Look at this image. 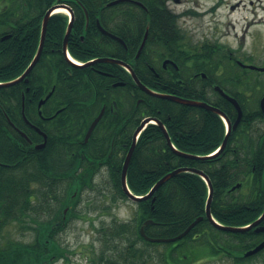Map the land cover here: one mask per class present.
I'll return each mask as SVG.
<instances>
[{
    "label": "trees",
    "instance_id": "16d2710c",
    "mask_svg": "<svg viewBox=\"0 0 264 264\" xmlns=\"http://www.w3.org/2000/svg\"><path fill=\"white\" fill-rule=\"evenodd\" d=\"M109 1L20 0L22 7L18 24L24 35L29 33V40L25 43H29L33 49L30 54L38 47L45 9L63 3L71 7L76 15L71 36L76 33L77 42L69 41L67 47L76 61L84 63L98 57L116 58L127 63L141 84L153 92L207 104L209 101L205 93L198 89L200 84L211 86L212 81H216L221 88L264 87V76H259L258 82L251 77L230 74L215 76L218 70L234 71L238 67L229 61L221 47L207 42L189 47L182 44L179 39L182 36L175 30V17L165 9L164 0L138 1L147 8L148 23H158L161 31L176 32L179 38H172V43L161 46L146 42L137 56L142 42L139 38L126 44L125 51L121 45L102 35L95 24L97 19L102 28L108 27L106 20L109 10L106 5ZM38 2L42 10L28 8L36 6ZM16 22L12 10L0 15V33L11 34L5 41H0V84L15 80L30 61L31 55L27 61L14 59L15 55L24 53L16 46L23 40L14 39L11 25ZM30 23L31 26L28 25ZM67 25L68 17L62 14L52 15L47 25V38L52 43L58 41L57 45L51 46L54 50L49 74L55 91L44 109V113H51L52 117L48 122H39V125L47 127L48 146L36 151L32 144L26 143V149L33 154L18 158L13 166L2 169L0 175V233L4 226L13 224L16 230L27 232L32 239L28 243L9 241L1 247L0 264L68 261L65 255L69 252L63 251L57 237L66 218L74 215V209H68L70 204L74 207L82 193L96 187L95 178L103 170L108 174L113 197L127 199L121 187L122 165L132 144L133 133L144 119L153 118L161 122L177 151L197 157L210 155L224 137L225 126L217 114L146 94L118 64L74 66L65 59L60 49L58 51L62 47L61 37ZM80 35L83 41L79 40ZM157 50L175 53L180 70H173V75L167 76L152 73L149 67H157ZM198 71L206 73L208 78L205 82L195 80L194 87L190 88L186 84L187 72ZM179 78L183 80L182 86L176 83ZM116 82H124L125 85L122 88L113 87L112 84ZM17 86H0V104L6 109L9 120L16 127L23 128V123L19 121L20 109L16 107L21 103V90ZM239 93L260 96L264 91L240 90ZM122 95H127L125 102L121 100ZM113 102L118 108L114 109V113H109ZM221 102V105H216L221 111H225L224 105L230 108L227 101L221 99ZM237 102L243 108L238 128L231 131L224 150L210 158L188 159L177 155L167 145L161 129L155 124H148L137 140L127 168L126 184L130 192L144 197L166 174L180 168L195 169L211 182L210 213L216 222L239 228L257 220L264 211V154L259 150L251 156L231 154L234 145L239 150L242 147L251 150L250 146L246 147L239 140L244 133L239 132L240 127L245 129L251 124V118L245 112L247 109L244 110L246 100L239 97ZM249 102L252 103L249 110L257 108L253 99ZM61 105H65V108L57 110ZM103 107V117L87 142H84L86 131ZM24 113L28 120L33 118L32 109L25 107ZM0 120V134L6 133L3 126L8 123L3 116H0ZM25 134L34 135L31 132ZM237 135L239 139L235 141ZM9 142L3 141L2 147L5 148ZM63 167L66 169L60 170ZM237 184H240V188L230 190ZM207 197V184L199 175L191 172L176 175L150 199L133 203L136 208L131 222L114 220L102 227L99 232L102 249L98 253L91 251L87 264H145L150 258L148 248L158 245L164 246L158 259L160 264H191L206 258L227 259L231 264H264V249L243 257L264 241V231L255 232L252 229L232 233L214 227L205 217ZM200 217L202 220L176 242L152 243L139 232L141 225L151 220L152 224L143 229L144 235L152 239H170L183 233ZM260 225L264 227V219Z\"/></svg>",
    "mask_w": 264,
    "mask_h": 264
},
{
    "label": "flooded vegetation",
    "instance_id": "af4514ba",
    "mask_svg": "<svg viewBox=\"0 0 264 264\" xmlns=\"http://www.w3.org/2000/svg\"><path fill=\"white\" fill-rule=\"evenodd\" d=\"M109 2H116L115 4L107 7L109 10V13L107 15V20H106L108 27H103V28L109 35H104L100 31V29L98 28L97 23H96L97 19H95V24H96L97 30L102 35L109 38L113 42L121 45L125 51H127L126 44L136 42L137 40H139V38L142 40V42L145 41L144 44L146 42H149L151 45L154 44V45H160V46L162 44H164V45L169 44V42H171L170 40L172 38H175V39L179 38L177 36L176 32H173V31L167 32L165 30V26H164L165 31H161L160 27L158 26V23H153V24L148 23L147 22L148 21L147 8L143 7L142 5L136 4V3H142L141 1H138V0H110ZM134 2H136V3H134ZM163 2H164L165 9L170 14L173 15V11H171L168 8V0H164ZM61 5L69 8V11L72 13L71 15L73 17V23H72V25H73L75 20H76V15H75L74 10L71 7H69L68 5H65L63 3H56L53 7L61 6ZM20 7H22V6H20V0H0V15L6 14L7 12H9V10L10 11L12 10V16L17 20V22L15 24L11 25L12 28L14 29V39L23 40L21 43L16 44V46L21 48V51H23L24 53L15 55L14 59L16 61H27V59L31 55L30 51H32L33 49L29 43H27V44L25 43L26 40H29V39H27L29 36V33L24 35L21 32L22 29L19 27V24H18V20L21 17ZM28 8L31 10H33L34 8H37L39 11L42 10V7H39V2H38V4H36V6L32 5V6H28ZM45 10L44 11L46 13L49 9L46 8ZM62 15L69 16L68 21L70 20V14L65 12V14H62ZM28 25L31 26L32 23H30ZM174 25L176 26L175 30L178 31L182 36V38H179L180 42H182V44L187 45L189 47V43H187V41L185 40L182 29H180L181 27L178 26L177 22H175ZM174 25H172V26H174ZM41 26H42V22H41ZM47 28L48 27H46V33L44 36L42 50H41V53L39 55L38 61L36 62V64L33 66V68L30 70V72L24 78H22L20 81L15 83V85L16 84L18 85L17 88H19L21 90V97H20L21 103L16 104V107L18 109H20L19 121L23 123V125H24L23 128L16 127L15 123L11 122L9 120L6 109L3 107L2 104H0V116H3L4 121L6 123H8V125L3 126V129L6 131V133L0 134V175H1L2 169H8V167L13 166L17 162L18 158H21L22 156L26 157V156H29V154H33V152H31V150L26 149V143L32 144L34 150L40 151V150L46 148L48 146V142L50 141L48 139V136L46 133L47 127H45V125H43V124L39 125V122L40 121L48 122L50 120V118L52 117L51 113H48V114L44 113V109L47 106L48 101L51 99V97L55 91V84L51 83V80L49 78V74H50L51 53L54 50V49H51V46L57 45L58 41L56 40L52 43L47 38V35H48L47 34ZM72 30L73 29H71L66 47H68L69 41L77 42L76 33H75V35L73 34L71 36ZM39 34L40 35H39L38 39H39V43H40L41 28L39 30ZM64 34L65 33H63V36L61 37L62 38L61 44L63 43ZM10 35L0 33V41L1 42L5 41L6 39H8L10 37ZM55 39H57V38H55ZM79 40L83 41V36L80 35ZM39 43H38V46H39ZM37 49H38V47H36V49L34 50V53L30 56V61H29L28 65L24 68V70L20 74L16 75L15 80L19 79L25 73V71L29 67L30 63L34 60ZM59 49L63 53V44H62V47L58 48V51H59ZM67 52H68V50H67ZM157 52L159 54L155 58V60L157 62L156 69L153 67H149V70L152 73H155L156 76H159V75L167 76V75H173V70H176V71L180 70V66L176 63V60L178 59V57L175 53H172L171 50L168 52L165 50H164V52L162 50H157ZM68 55H70L69 52H68ZM138 55L139 54L137 53V56ZM63 56H65V55L63 54ZM228 57H229L228 58L229 61L232 64H236L238 69H236L234 71L218 70L214 73L215 76H219V75H223V74H230V75H235V76L251 77V78H253V80L255 82L259 81V78H258L259 76H261V77L264 76V72H259L256 70L241 68L238 65V61H240L244 65L250 64V63L245 62L246 59L243 60L242 58H235V56H233L231 54H229ZM101 58H106V57H98V58L89 60V61L84 62V63H81V62L73 59L74 62L76 63L75 65L74 64L73 65L74 66L79 65V67L93 66L94 64H100V63H94V64H90V65H88V63L93 62L96 59H101ZM65 59H66V57H65ZM113 59H116V58H113ZM118 61H121V60L118 59ZM121 62L125 63L124 61H121ZM125 64H127V63H125ZM145 64H146V62H145ZM263 65H264V63H263ZM258 67H261V66H258ZM187 74L188 75H186L184 73V75L187 76V83L186 84H188L190 88L194 87L193 83L195 82V80L198 79L201 82H205L206 79L208 78L207 74L204 72H201V71L187 72ZM40 75H42V77ZM15 80H13V81H15ZM30 81H31V83H30ZM182 82H183V80L181 78H179L176 81V83L181 85V86L183 85ZM212 82H213V84L211 86H205L204 84H200L198 89L201 92L205 93L206 98L209 101V104L211 106L217 108L218 110H220V109L216 105L222 104L221 99H223L224 101H227V103L229 105H231L230 108L224 105L223 108L225 109V111H221V110L220 111L223 112L224 115L229 119L232 126L236 121L237 111L234 108V106L232 105V103L229 102L218 91L217 88L222 90L226 95L235 99L236 101L238 100L239 97L245 99L246 103L244 104V110L247 109V110H245V112L251 118L250 126H247L245 129L243 127H240V129H239V132L244 131L241 139L238 138V135L234 137L235 141H237L238 139L241 140L240 142L242 144H246L247 145L246 147L250 146L251 150L249 151L248 149H245L244 147H242L239 150L237 148V146L234 145V146H232L231 154L234 156H251L254 154L253 153L254 151L257 152L258 150H259V152H261V154H262V152L264 154V112L259 107L260 100L262 99V97H264V94L260 95V96H257V95L253 96V95H251V93L250 94L245 93L243 95H238V94H240L239 93L240 90H244V92L252 91V92L257 93L258 91H264V87H261L259 85H252V86L221 88L218 84H216V81H212ZM124 85H125L124 82H116V83L112 84L113 87H119V88L124 87ZM126 96L127 95H122L121 100L123 99V101L125 102ZM250 99L254 100V102H255L254 104L257 107L253 111L249 110L250 107L252 106V103L249 102ZM13 104H15V103H13ZM25 107L32 109L34 111L33 118L30 120H28L26 118L25 113L23 114ZM62 108H65V105H61V107L58 108L57 110H61ZM115 108H118V105L115 102H113L110 109H109V113H114ZM240 108H242V107H240ZM14 109H16V108H14ZM242 110H243V108L241 109V112H242L241 118L243 115ZM56 112L53 113V115H55ZM101 112H102V117H103V115L105 113V107H103L101 109L100 113ZM232 118H234L233 121H232ZM0 122H2V120H0ZM238 124H239V122H238ZM238 124L231 131H236V129L238 128ZM45 128H46V130H45ZM29 131L31 133H34V135L29 136V135L25 134L27 132L30 133ZM2 134H5V135H2ZM85 135H86V133H85ZM6 140L10 141V142L6 145L5 148H3L1 143L3 141H6ZM41 145H43V147H40ZM65 169L66 168L63 167L60 170H65ZM0 189H1V186H0ZM65 214H66V211H64V216H65ZM64 224H65V222L63 223V226H64Z\"/></svg>",
    "mask_w": 264,
    "mask_h": 264
},
{
    "label": "rangeland",
    "instance_id": "374dc122",
    "mask_svg": "<svg viewBox=\"0 0 264 264\" xmlns=\"http://www.w3.org/2000/svg\"><path fill=\"white\" fill-rule=\"evenodd\" d=\"M168 8L190 46L207 42L223 48L227 57L231 54L246 59V63L263 65L264 0H168ZM95 186L92 191L82 193L74 207L70 204L68 209L73 208L74 215L67 218L65 215V224L57 237L63 251L69 252L65 255L68 261L58 260L53 264H87L89 253L102 249L99 233L102 227L114 220H133L136 207L127 199L113 197L104 170L95 178ZM31 239L27 232L16 230L10 224L2 228L0 248L9 241L28 243ZM163 248V245L149 247L150 258L145 264H160L158 259ZM226 260L206 258L191 264H231Z\"/></svg>",
    "mask_w": 264,
    "mask_h": 264
},
{
    "label": "water",
    "instance_id": "95a60500",
    "mask_svg": "<svg viewBox=\"0 0 264 264\" xmlns=\"http://www.w3.org/2000/svg\"><path fill=\"white\" fill-rule=\"evenodd\" d=\"M116 2H110L108 3L106 6H111L113 4H115ZM136 3V2H134ZM136 4H139V3H136ZM141 5V4H139ZM58 9H65L66 11H69V9L66 7V6H55V7H52L51 9H49L44 17H43V20H42V26H41V39H40V43H39V46H38V49H37V52H36V55H35V58L34 60L30 63L29 67L27 68V70L25 71V73L19 78V79H16L15 81H11V82H8V83H5V84H0V86H9V85H13L15 84L16 82L20 81L22 78H24L29 72L30 70L33 68V66L36 64V62L38 61V58H39V55L41 53V50H42V45H43V40H44V36H45V33H46V27H47V24H48V20L49 18L51 17V15ZM69 14H70V21L68 22V25H67V28H66V32L64 34V37H63V53L65 55V57L70 61L72 62V60L68 57V54H67V42H68V38H69V35H70V32H71V29H72V23H73V17H72V13L69 11ZM85 15H86V23H87V14L85 12ZM97 25L100 29V31L104 34V35H109L104 29H102L100 26H99V23L97 21ZM121 42V41H120ZM144 42H142L141 46H140V49L138 51V54L140 53V50L142 49L143 45H144ZM73 63V62H72ZM94 63H115V64H118L120 66H122L124 69H126L132 79L134 80V82L136 83V85L143 91L145 92L146 94L150 95V96H153V97H157V98H161V99H165V100H169V101H172L174 103H179V104H182V105H185V106H190V107H196V108H201V109H205L206 111H210L212 113H215L217 114L225 123V126H226V132H225V135L223 137V140L217 150V152L215 154H213L212 156H216L218 154H220L224 148L226 147V144H227V140L230 136V133H231V130L233 128L236 127V125L238 124V122L240 121L241 119V108L239 106V104L237 103V101L231 97H229L228 95H226L222 90H220L219 88L218 91L229 101L232 103V105L234 106V108L236 109L237 111V118H236V121L235 123L233 124V126L231 125L229 119L220 111L218 110L217 108H214L204 102H196V101H190V100H186V99H181V98H178V97H175V96H172V95H166V94H162V93H156V92H153L149 89H147L146 87H144L140 82L139 80L137 79L136 75L134 74L133 70L131 69V67L121 61H118L116 59H113V58H109V57H106V58H101V59H96L94 60L93 62H90L88 63V65L90 64H94ZM238 65L242 68H246V69H250V70H256V71H259V72H264V65L262 67H256L254 65H244L242 64L241 62H238ZM260 109L264 112V97H262V99L260 100ZM102 117V112L93 120V122L91 123V125L89 126L87 132H86V135L84 137V142H87V140L89 139L92 131L94 130L95 126L97 125V123L99 122V120L101 119ZM148 124H155L157 125L161 131H162V134L163 136L165 137L166 139V142H167V145L173 149L177 155L181 156V157H184V158H188V159H204V158H208V157H197V156H194V155H189V154H185V153H182L180 151H177L174 146L171 144L170 142V138L168 136V133L165 129V127L163 126V124L161 122H159L158 120L156 119H153V118H146L144 119L140 125L136 128V130L134 131L133 133V136H132V144L130 146V149L124 159V162H123V165H122V171H121V187H122V190H123V193L126 195L127 199L130 200L131 202H134V203H138V202H141V201H144V200H148L150 199L154 193L163 185L165 184L168 180L172 179L173 177H175L176 175L178 174H181V173H185V172H191V173H194V174H197L199 175L207 184V187H208V197H207V201H206V208H205V217L206 219H208V221L216 228L222 230V231H228V232H232V233H241V232H244V231H248V230H252L254 229L255 232H261V231H264V227L260 226V224L262 223L263 219H264V211L263 213L261 214V216L255 220L253 223H251L250 225L248 226H245V227H239V228H235V227H228V226H222L220 225L218 222H216L212 216H211V213H210V203H211V199H212V186H211V183L210 181L208 180V178L199 170H195V169H187V168H180V169H177V170H174L168 174H166L165 176H163L160 180H158L155 185L151 188V190L149 191L148 194H146L144 197H138L136 195H133L130 190L128 189V186L126 184V174H127V168H128V165H129V162H130V159H131V156L134 152V149H135V145L137 143V140L140 136V134L142 133V131L145 129V127L148 125ZM40 147H43V145H41ZM240 185L237 184L235 185L234 187L231 188L232 191H234L235 189L239 188ZM154 201V199H152V202ZM202 220V218H197L196 220H194L188 227L187 229L181 233L180 235H178L177 237H174V238H170V239H152V238H148L144 235V227L148 224H152V221L151 220H148L146 222L143 223V225H141L140 229H139V232H140V235L146 240V241H149V242H152V243H170V242H176L180 239H182L185 235L188 234V232L198 223ZM262 249H264V241L261 242L259 245H257L256 247H254L253 249L247 251L245 254H244V257H249V256H252L258 252H260Z\"/></svg>",
    "mask_w": 264,
    "mask_h": 264
},
{
    "label": "bare ground",
    "instance_id": "6f19581e",
    "mask_svg": "<svg viewBox=\"0 0 264 264\" xmlns=\"http://www.w3.org/2000/svg\"><path fill=\"white\" fill-rule=\"evenodd\" d=\"M65 11L64 9H58L56 10L53 14L57 13V14H65ZM8 83V82H7ZM5 84V83H4ZM216 153V150H214L210 155L206 156L208 158L210 157H213L212 155ZM211 183V182H210ZM212 186V185H211Z\"/></svg>",
    "mask_w": 264,
    "mask_h": 264
}]
</instances>
